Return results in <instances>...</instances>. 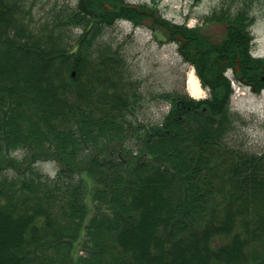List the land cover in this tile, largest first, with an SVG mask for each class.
<instances>
[{
  "label": "trees",
  "instance_id": "obj_1",
  "mask_svg": "<svg viewBox=\"0 0 264 264\" xmlns=\"http://www.w3.org/2000/svg\"><path fill=\"white\" fill-rule=\"evenodd\" d=\"M56 3L36 19L37 0H0V264H264V154L227 141L226 73L264 89L251 8L188 28L121 0ZM118 19L180 36L209 97L166 93L162 122L138 121L122 57L99 38Z\"/></svg>",
  "mask_w": 264,
  "mask_h": 264
},
{
  "label": "rangeland",
  "instance_id": "obj_2",
  "mask_svg": "<svg viewBox=\"0 0 264 264\" xmlns=\"http://www.w3.org/2000/svg\"><path fill=\"white\" fill-rule=\"evenodd\" d=\"M77 1L37 0L34 16L38 19L56 2L58 6L61 4L74 6ZM121 1L135 8L142 6L149 10L156 9L162 19L177 25L186 24L188 28L201 26L204 17L218 6H237V4L246 3L245 6L251 8V14L255 17L252 27L251 53L253 56H264V0ZM40 6H45V9L42 10ZM207 31L215 34L214 29L210 27ZM82 32V28L73 27L71 30L72 43ZM99 32L102 33L99 36L100 41L108 43L113 48L111 51L122 57V65L131 82V90L136 92L139 98L136 115L141 123L150 125L162 122L170 109L168 103L161 99V96L166 93H184L195 101L209 97V91L204 88H201L203 90L201 98L196 99L190 96L187 90V76L191 71L195 74V70L192 65L183 60L178 51V43L167 38L162 39L160 43L147 25L144 26L140 22L134 24L128 19H118L110 25L103 24ZM228 76L232 77L230 73ZM232 88L230 105L237 119L234 123V130L228 137V145L248 154H264V89L255 93L236 82L232 83ZM16 155L18 158L23 156L21 152ZM36 168L50 177L56 173V167L52 163H38ZM83 176L86 178V191L90 193L93 182L86 174ZM85 203L90 216L93 208L86 200Z\"/></svg>",
  "mask_w": 264,
  "mask_h": 264
},
{
  "label": "bare ground",
  "instance_id": "obj_3",
  "mask_svg": "<svg viewBox=\"0 0 264 264\" xmlns=\"http://www.w3.org/2000/svg\"><path fill=\"white\" fill-rule=\"evenodd\" d=\"M187 90L191 97L201 98L203 90L200 87L199 81L194 72H189L187 76Z\"/></svg>",
  "mask_w": 264,
  "mask_h": 264
},
{
  "label": "water",
  "instance_id": "obj_4",
  "mask_svg": "<svg viewBox=\"0 0 264 264\" xmlns=\"http://www.w3.org/2000/svg\"><path fill=\"white\" fill-rule=\"evenodd\" d=\"M175 39L181 41V39L178 36H176Z\"/></svg>",
  "mask_w": 264,
  "mask_h": 264
}]
</instances>
